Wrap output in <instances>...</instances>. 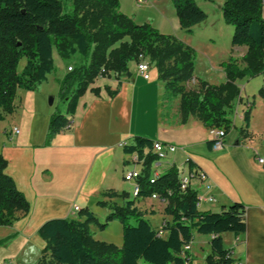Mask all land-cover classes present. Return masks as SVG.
I'll return each instance as SVG.
<instances>
[{"label":"trees","instance_id":"1","mask_svg":"<svg viewBox=\"0 0 264 264\" xmlns=\"http://www.w3.org/2000/svg\"><path fill=\"white\" fill-rule=\"evenodd\" d=\"M171 1L186 33L192 34L194 27L206 21L195 0ZM222 12L234 29L232 46L247 48L244 67L231 58L223 64L224 84L211 86L199 79L198 90L187 91L186 84L194 79L195 50L149 24L135 23L120 11V0H0V121L12 112L19 89L34 91L48 80L55 69L56 49L62 59L79 55L81 61L62 81L60 95L67 100V115H52L48 142L71 128L80 98L97 78L113 73L120 80L140 55L156 68L169 99L180 98L183 124L194 116L206 128L222 129L227 135L233 129L229 116L240 97L237 81L264 74V16L262 0H224ZM259 95L264 97V87ZM250 117L247 111L246 129ZM154 143L135 136L123 147L125 154L144 161L139 196L127 200L124 193H105L104 197L126 201L121 206L99 202L111 210L107 222L117 220L122 225V247L94 238L91 225L104 229L107 224H100L86 209L77 218L53 219L39 228L37 234L46 244L44 253L49 254V260L41 264H190L191 251L185 247L192 245L195 234L213 237L207 264H235L223 236L246 232L245 205L234 202L218 213L198 209L197 192L181 191L176 168L161 173L151 184V167L157 161ZM209 145L212 148L213 142ZM7 165L0 155V227H12L18 213L26 216L30 211L26 198L5 173ZM154 194L168 202L164 214L171 217L156 228L137 205L141 198Z\"/></svg>","mask_w":264,"mask_h":264},{"label":"crops","instance_id":"2","mask_svg":"<svg viewBox=\"0 0 264 264\" xmlns=\"http://www.w3.org/2000/svg\"><path fill=\"white\" fill-rule=\"evenodd\" d=\"M120 4L121 12H124L123 0H120ZM222 4L224 2L219 6L221 9ZM246 54V47L232 46L228 59L233 58L244 67L242 59ZM80 61L79 57L78 63L73 64L77 66ZM73 64L63 67L64 73L57 80L62 82ZM150 64L152 71L154 66ZM135 71V74L132 73L129 67V73L120 80L113 73L109 77L97 78L80 98L71 128L49 142L50 113L43 121L39 136H35L31 125L16 122L0 131V155L8 163L5 173L13 179L16 188L30 205L28 215L19 213V219L13 227L19 231L36 233L47 221L77 218L79 213L74 214L73 210L78 207L81 211L87 209L92 212L99 223L100 218L104 220L107 226L100 231L116 227L117 237L114 239H103L96 235L94 238L122 247V225L117 220L107 222L111 210L99 202L123 205L126 200L121 197L103 196L112 192L126 194L127 200L134 199V184L126 182L124 176L132 170L143 169V165L136 162L137 155L125 154L121 144L140 136L178 148L163 162L161 173L162 168L166 169L164 172L176 168L184 174L199 170L208 175L217 203L204 205L200 210L221 212L234 202L245 205L246 232L238 237L225 234L224 247L232 250L235 264H264V165L257 161L258 158L264 159V97L259 95L264 87V74L237 81L240 97L229 116L233 129L227 134L223 148L213 150L209 145L213 139L212 129L206 128L194 116L186 124L182 123L180 98L169 99L164 83L158 79V72L156 82H151V75L145 80L138 73L137 66ZM198 80L199 77L194 74V79L186 84V90H198ZM200 80L211 86H220L226 82V76L221 68L214 81ZM118 88V93L111 96ZM152 97L160 99L154 130L149 128L148 100ZM60 100L66 106L67 115V100ZM247 111L251 112L248 129L243 122ZM14 128L19 129V134L13 133ZM192 185L196 187L198 183L193 182ZM167 204L165 201L141 198L137 205L156 228L164 221H171V217L164 214ZM215 207L220 211H214ZM157 214H160L161 223L155 226L152 219ZM195 238L191 245L190 264H207L213 237L208 236L205 241L209 252L201 263L195 260ZM38 244L41 247L45 245L42 240Z\"/></svg>","mask_w":264,"mask_h":264},{"label":"rangeland","instance_id":"3","mask_svg":"<svg viewBox=\"0 0 264 264\" xmlns=\"http://www.w3.org/2000/svg\"><path fill=\"white\" fill-rule=\"evenodd\" d=\"M195 2L198 7L205 12L207 19L204 23L194 27L192 34H188L182 29L171 0H149L142 5H138L136 0H134V2L123 0L124 12L122 13H126L134 22L137 21L149 24L160 33L173 36L193 48L196 53L195 77L214 81L213 79L217 72L220 71L221 68L223 69V64H227L231 60V58L228 59V57L232 48L231 39L234 29L224 21L222 9L219 8L224 0H195ZM53 58L55 69L53 73L49 75L45 83L37 86L34 91H26L23 89L17 91L13 101L12 112L7 113L4 119L0 121V131H3L6 125L9 126L11 123L16 122L23 125H31L30 129L34 131L35 136H39L42 133V124L47 113L51 114L50 118L57 113L66 115V106H64V102L60 100L62 82L57 80V77L63 75V67L68 64L78 63L79 55L70 60H65L59 56L55 49ZM223 61L225 62L221 63ZM24 65L25 61L23 60L19 65V71L23 69ZM71 66L73 68L76 67L74 64ZM136 66V62H132L129 65L131 72L134 74L136 72ZM156 74L157 70L154 67L150 72L152 77L151 82H156ZM194 85L195 84H193V86ZM148 101L150 106L149 128L151 130L153 128L154 130L156 126V108H159L160 99L159 97H152ZM156 101L158 103L157 105ZM178 114L180 113L178 112ZM162 170L164 172L166 169L162 168ZM213 209L214 211L219 210L216 207ZM157 215L156 218L152 219L155 226L161 223L159 219L160 214ZM100 219V224H105L104 220H102V218ZM92 233L96 235V237L100 236L103 239L105 237L107 239H114L117 235V230L116 227H109L106 231L102 232L96 225H93ZM195 235L196 238L193 248L195 260L201 263L204 261L206 253L209 252V247H205V241L208 240V236ZM39 240H41V238L37 232L19 231L13 226L0 227V264H41L43 260H49V254L44 253L46 244L44 247H41L38 244ZM139 264H143V262Z\"/></svg>","mask_w":264,"mask_h":264},{"label":"built area","instance_id":"4","mask_svg":"<svg viewBox=\"0 0 264 264\" xmlns=\"http://www.w3.org/2000/svg\"><path fill=\"white\" fill-rule=\"evenodd\" d=\"M149 0H136L138 5H142ZM262 13L264 16V0H262ZM73 67L68 68V72H72ZM137 71L138 73L145 79L148 80L150 78L151 64L147 60L146 56L140 55L137 61ZM19 129L14 128L13 133L19 134ZM212 142L213 150H220L223 148L226 138V133L222 129H212ZM125 142L121 144L123 148ZM177 147L171 144H163L161 142H155L153 146L154 154L157 156V161L153 163L151 170L152 175L150 178V183L154 184L158 176L161 174V166L163 162L167 159L169 154H174L177 151ZM258 163L264 165V159H257ZM137 163H142L144 167V161H140L138 157L136 158ZM187 163H190V160H187ZM143 169L141 170H132L125 174L124 179L126 182L133 183V197L137 198L140 194L141 187L138 184V180L142 177ZM179 184L180 189L183 193L188 190H194L197 192V208L201 209L204 205H214L217 203V199L213 194V185L211 184L208 175L199 170H190L188 174H184L179 172ZM193 182H197L198 186L194 187ZM151 199L160 200L157 194L152 195ZM74 214H78L81 212L80 208L75 207L73 210ZM186 251H191V246L185 247Z\"/></svg>","mask_w":264,"mask_h":264},{"label":"water","instance_id":"5","mask_svg":"<svg viewBox=\"0 0 264 264\" xmlns=\"http://www.w3.org/2000/svg\"><path fill=\"white\" fill-rule=\"evenodd\" d=\"M236 145H238V144H236Z\"/></svg>","mask_w":264,"mask_h":264}]
</instances>
